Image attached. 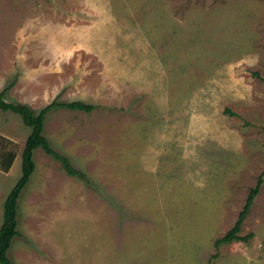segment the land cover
Instances as JSON below:
<instances>
[{
  "label": "rangeland",
  "instance_id": "rangeland-1",
  "mask_svg": "<svg viewBox=\"0 0 264 264\" xmlns=\"http://www.w3.org/2000/svg\"><path fill=\"white\" fill-rule=\"evenodd\" d=\"M51 110L14 264H264V0H0V92ZM31 128L0 108V226ZM13 150L9 170L2 155Z\"/></svg>",
  "mask_w": 264,
  "mask_h": 264
},
{
  "label": "trees",
  "instance_id": "trees-1",
  "mask_svg": "<svg viewBox=\"0 0 264 264\" xmlns=\"http://www.w3.org/2000/svg\"><path fill=\"white\" fill-rule=\"evenodd\" d=\"M59 107L87 112H91L94 109V105L81 100L69 102L54 100L36 112L26 104L8 102L5 99V91L3 90L0 92V108L4 111H12L19 114L24 123L31 128V133L26 140L22 152V175L4 202L3 222L0 226V264H14L9 251L13 240L20 234L18 229L19 200L21 193L29 183L31 176L36 169L34 158L35 150L42 148L47 154L53 156L61 163L63 169L69 175L82 179L86 178V174L82 170L78 169L66 154L56 150L50 139L45 135V122L47 115L51 110ZM15 158V151L11 149L5 151L1 159L2 168L6 171L9 170L13 165ZM263 177L264 172L259 176L256 185L250 189L246 203L239 214L238 220L224 236L216 240V247H219L221 244L231 243L235 240L249 241L253 236L252 233L248 235H241L240 232L242 224L253 205L254 199L260 191L263 183Z\"/></svg>",
  "mask_w": 264,
  "mask_h": 264
}]
</instances>
